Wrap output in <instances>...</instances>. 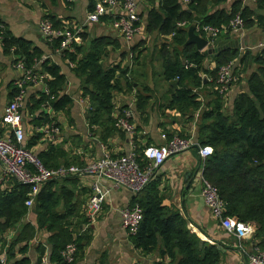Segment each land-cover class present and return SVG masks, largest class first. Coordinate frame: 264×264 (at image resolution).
<instances>
[{
	"label": "trees",
	"instance_id": "16d2710c",
	"mask_svg": "<svg viewBox=\"0 0 264 264\" xmlns=\"http://www.w3.org/2000/svg\"><path fill=\"white\" fill-rule=\"evenodd\" d=\"M141 1L147 5L144 17L140 14L144 32L162 39L158 49L160 76L162 81L171 85L166 107L182 116L188 114V121L197 114L194 143L196 147L207 146L212 150L201 163V176L216 188L223 203V216L249 225L255 247L264 248V48L253 54L247 51L240 56L237 49L206 55L196 51L193 45H185L186 28L191 24L198 28L210 26L219 29L226 26L237 13L242 19L243 29L255 25L264 30V15L256 14L264 12V0H250V4L236 0L227 10L218 9L227 0H189L186 4L180 0ZM92 4L90 1L91 7ZM193 18H198V22L193 23ZM102 21L106 19H100ZM177 23H185L186 26L177 27ZM170 34L172 36L165 39ZM28 47L26 42L12 37L4 29L0 42L3 55L11 53L19 56L24 66L29 67L33 60L39 59V55ZM56 47L57 41H54L51 48L54 50ZM108 48L117 50L119 43L110 37H96L91 38L86 47L74 46L72 53L63 54V58L73 64L71 71L80 80L81 97L87 99L84 120L88 132L92 134V129L97 127L100 131L98 140L102 143L111 135L123 134L115 128V119L111 117L112 95L121 90V77L125 89H131V83L125 77L128 72L126 67L122 68L119 64L102 67ZM236 59L241 67L240 71L233 68L237 83L241 82L242 78L239 80L238 76L246 71L248 61L251 70L244 77L245 91L234 96L230 112L226 115L222 112L223 99L206 79L213 81L219 67ZM205 61L212 65L211 69L204 66ZM39 67L50 77L45 82L48 94L39 92L32 110H38L41 104L47 103L53 114L66 115L72 98L63 92L65 79L59 67L49 60L41 61ZM201 75L206 77L205 81ZM210 84L212 99L202 104L196 92ZM14 92L13 88L10 99ZM147 100L137 95L135 110H142ZM35 118L32 125L40 126L37 122L40 117ZM42 122L51 123L53 120L45 117ZM164 136L166 140L171 138L166 133ZM39 138L40 135H34L27 140L25 149L35 146ZM142 150H134L139 165L144 164ZM34 154L47 168L59 166L57 158L64 156L61 149L52 145ZM67 165L70 164L64 166ZM76 182V177L46 182L40 187L29 211L23 205L28 186L12 182L10 189L0 191V234L17 226L13 239L4 251L5 264H29L26 253L37 230H43L46 236L44 243L35 245L36 264L46 249L50 262L63 264L59 253L68 244L75 247L71 264L81 258L91 236L90 227L74 236L71 231L75 227L74 220L77 221L76 229L85 223L80 212L83 203L74 201ZM134 205L140 209L141 218L136 232L127 238L133 249L141 255L157 251L160 261L152 264H164L161 261L163 258L169 260L168 264L218 263L216 247L201 242L187 230L186 221L158 193L155 182L151 181L139 192L128 207ZM26 215L32 218V223L21 222ZM99 264L105 263L100 261Z\"/></svg>",
	"mask_w": 264,
	"mask_h": 264
},
{
	"label": "crops",
	"instance_id": "0c3cea01",
	"mask_svg": "<svg viewBox=\"0 0 264 264\" xmlns=\"http://www.w3.org/2000/svg\"><path fill=\"white\" fill-rule=\"evenodd\" d=\"M90 1L72 0V2L68 3L65 0H0V23L4 26V29L12 37L26 42L29 45L28 49L35 51L39 55L38 60H49L50 63L59 67L60 73L65 79L63 92L72 98V104L66 115L54 113L50 116L47 115V111H41L40 108L32 110L34 101L38 99V93L41 88L32 85L26 88L23 106L20 110L24 142L33 137L35 126L32 125V120H35L37 116L40 117L39 119L37 118V122L41 125L36 127L48 125V123L42 124L43 118L46 117L49 120L52 119V123L57 125L59 130V134L51 138L45 135L40 137L35 146L29 150L37 153L46 150L48 145L58 147L64 153V156L57 158L56 161L60 166L83 163L85 160L96 158L101 154L102 149H105L111 156L115 157L124 154L130 147L137 150L148 146H159L162 144L160 136L165 133L171 138L179 136L189 137L194 142L195 114L192 116V120L188 121V114L182 116L166 107L171 92V85L162 81L160 63H158L159 72L155 79L151 77L150 70L152 68L150 65L145 64L144 73L136 74L134 69L137 68L130 69L129 65L122 63V66L130 70V74L129 72L128 74L134 82L130 90L125 91L124 85H121V90L113 93L111 117L114 119L120 111L127 107L130 108L132 112L131 123L135 129L134 140L133 138L129 140L124 134H114L109 136L105 143H102L98 140L100 131L97 127H94L91 132L94 138L90 136L84 120V103H78V99H84L81 97L80 80L68 68L66 60L61 55H58L50 44L46 43L38 31L40 20L51 19V22L56 26L65 23L80 27V36L82 37H80L79 46L81 45L82 47H86L91 38L110 37L115 39L120 45V50H113L117 52L115 57L119 61L120 55L125 52L123 48L126 47V44L113 33L105 21L99 24L86 23L85 16L90 10ZM233 1L236 0H227L218 9L227 10ZM237 1L250 4V0ZM146 9L147 5L139 0L138 11L143 17ZM256 14L264 15V12H256ZM225 37L226 40L220 39L216 46L222 45V43L227 44L228 41H236L238 47L233 45L227 49H237L239 56L247 51L253 54L257 50L264 48V30H260L255 25L249 29H242L241 33L236 37ZM148 40L147 35L135 36L131 44L127 46L129 49H127L137 52L138 49L145 48L148 45ZM107 51L112 52L110 48ZM204 66L208 69L212 68L208 61H205ZM233 66L237 71L241 68L237 59L233 62ZM250 67L251 63L250 65L247 63V68L244 72L246 75L251 70ZM17 76V73L11 69V57L3 55L0 49V115L2 108L10 99L14 88L13 82ZM244 77H242L241 82L233 85L226 97L223 98L222 112L224 114H229L231 101L234 96L239 92L245 91ZM201 78L205 79L206 77L201 75ZM210 89L211 84L210 86L199 88L196 92L198 100L202 104H206L212 99L209 92L211 91ZM137 95L148 98L147 104L139 111H136L134 106ZM2 134L3 129L0 126V136ZM201 163L197 150L193 147L168 158L158 168L152 182H155L158 193L163 195L170 208L176 210L186 221V228L190 227V233L194 234L201 242L216 247L218 250L217 264H246L248 255L255 248V242L252 241L251 236L241 240L235 239L222 231L218 223L209 216L198 194ZM76 179L74 201L83 203L80 207V212L83 215V206L87 199L91 178L78 177ZM12 182V180L0 181V191L10 189ZM134 197L136 195H132L125 190H114L109 193L100 213L89 226L91 237L88 244L83 248L81 258L74 261L73 264H99L100 261L105 264H152L160 261L157 251L148 255H141L134 250L125 232L120 227L119 211L128 207ZM27 218L32 223V218L30 216ZM45 236L46 234L43 230H37L34 238L29 242V248L26 253L29 264H36L37 255L34 252V248L37 243H44ZM161 261L164 264L169 263L167 258H163Z\"/></svg>",
	"mask_w": 264,
	"mask_h": 264
},
{
	"label": "built area",
	"instance_id": "2783aa9c",
	"mask_svg": "<svg viewBox=\"0 0 264 264\" xmlns=\"http://www.w3.org/2000/svg\"><path fill=\"white\" fill-rule=\"evenodd\" d=\"M65 1L72 2V0ZM91 1L93 4L91 11H88L85 16L86 23L99 24L100 19L105 18L108 27L127 46L135 36L142 35L144 25L138 11L139 0ZM180 1L186 4L189 0ZM176 26L185 27L186 25L185 23H177ZM242 29V19L237 13L228 21L226 26L219 29L210 26L194 27V33L205 40L206 48H208L219 35L236 37ZM3 31L4 26L0 23V42ZM38 31L46 43L52 45L54 41H57V47L54 50L62 57L65 52L72 53L73 47L80 44L81 28L78 26L61 23L59 26L53 27L48 19H42L38 23ZM171 36L172 34L166 36L165 39H169ZM9 56L11 57V69L18 76L13 82L15 92L2 108L0 115V126L3 129V134L0 136V181L12 180L17 184L28 186V192L23 202L27 209L32 207L36 194L46 182L68 177H90L89 191L83 206L85 223L77 229L78 233H82L96 219L111 191L125 190L132 195H137L154 179L156 171L168 158L196 147L189 137H172L166 140L165 136L161 135V145L148 146L143 149L144 164L142 165L137 163L135 151L133 147H130L127 152L119 156L113 157L105 149H102L98 157L85 160L83 163L47 168L33 152L25 149L23 145L24 133L21 126L20 110L23 106L26 88L30 85L39 86L40 92L47 95L45 82L50 80V77L39 68L41 60H33L29 67H25L22 58L11 53ZM66 63L68 68L72 69L73 64L67 60ZM233 67V62H229L218 68L213 81L206 79L212 83L213 90L222 99L226 97L230 88L237 83L238 79L233 74ZM78 100V103H84L86 110L88 108L87 99ZM40 110L47 111V115H53L47 103L41 104ZM196 116L197 114H195ZM131 118L132 112L128 107L120 111L114 118L115 128L126 135L129 140L134 135ZM33 132L34 135L42 134L48 138L59 134L57 126L52 122L42 127H34ZM196 150L201 161L212 152L211 148L207 146L196 147ZM198 194L209 216L218 223L222 231L238 240L252 235V228L249 225L223 216V203L216 188L202 176L199 178ZM140 213V209L135 205L119 211V224L127 237L136 232L141 218ZM187 230L191 232L190 227H187ZM74 253V245H66L59 253L61 263L71 264ZM0 264H5L4 256L0 257ZM37 264L56 263L49 261L46 249L38 258ZM246 264H264V248L255 247L248 255Z\"/></svg>",
	"mask_w": 264,
	"mask_h": 264
},
{
	"label": "rangeland",
	"instance_id": "374dc122",
	"mask_svg": "<svg viewBox=\"0 0 264 264\" xmlns=\"http://www.w3.org/2000/svg\"><path fill=\"white\" fill-rule=\"evenodd\" d=\"M186 30H187V28H186ZM142 35H144V36L147 35L149 38L148 45L145 48H140L137 50V52H135L133 50L129 51L128 50L129 48L127 47V45H125L126 47L123 46L124 47L123 49L125 52H123L120 55L121 57H119V61L117 60V57H115L117 55V52H114L113 50H111L112 52H108L107 57L102 60V63H101L102 67L106 68L108 65L119 64L120 67L123 68L124 66H122V63H125L131 67V68L129 67L130 69L137 68L138 70L134 69V71L136 74L137 73L139 74V73H144V69H146V65H150L152 68L150 70L151 71V77H152V79H155L157 77V73L159 72V70H158L159 64L158 63H160V60L158 57V49L161 45L162 39L158 38L155 34H147L146 32H144V30H143ZM118 50H120V45H119ZM157 58H158V60H157ZM240 70H241V68H239V71ZM127 71L129 72L130 70L127 69ZM128 72H126L125 77H126V80L129 81L131 83V86H132L134 80L131 79V76L129 75L130 72H129V74H128ZM245 75H246L245 73H241V75L238 76L239 80L242 77H244ZM120 83L122 86L124 85V80L122 77L120 78ZM125 91H127V90H125ZM37 135H40V137H42V134H37ZM32 136H34V134H32ZM90 136L94 138V136H92V134H90ZM25 143L26 142H24V145H25ZM73 165H75V164H73ZM28 210H31V208L27 209V211ZM27 217H29V216L26 215L22 219L21 222L30 221L29 218H27ZM73 224H75V227L71 228V231H72V234L74 236L75 234H78L77 229H76L77 228V226H76L77 221L74 220ZM16 229H17V226L14 227L13 229L6 230L3 234H0V257L4 256V258H5L4 251L7 248L8 244L13 239L14 234L16 232Z\"/></svg>",
	"mask_w": 264,
	"mask_h": 264
},
{
	"label": "water",
	"instance_id": "95a60500",
	"mask_svg": "<svg viewBox=\"0 0 264 264\" xmlns=\"http://www.w3.org/2000/svg\"><path fill=\"white\" fill-rule=\"evenodd\" d=\"M196 22H198V18H193V23ZM220 39L226 40V37L223 35L221 37H218L217 39L214 40V43L211 44L210 48L205 49L206 48L205 40L194 34V24H191L190 26L187 27L186 30L185 45H193L196 51L198 52L202 51V53L206 55L215 54L218 51L225 50L227 48L232 47L233 45H235L234 47H238L236 41H232V42L228 41L227 44L222 43V45L216 46V43H218ZM248 65H250V62H248Z\"/></svg>",
	"mask_w": 264,
	"mask_h": 264
}]
</instances>
